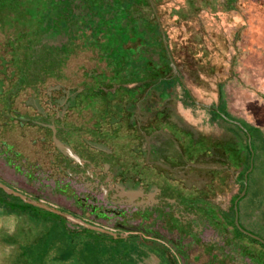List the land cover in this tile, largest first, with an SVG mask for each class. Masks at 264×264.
<instances>
[{
    "label": "flooded vegetation",
    "instance_id": "obj_1",
    "mask_svg": "<svg viewBox=\"0 0 264 264\" xmlns=\"http://www.w3.org/2000/svg\"><path fill=\"white\" fill-rule=\"evenodd\" d=\"M193 1L0 0L3 6L0 11V33H12L3 43L9 45L13 41L17 44V49H20L16 54L18 62L27 67L25 71L20 70L22 81L8 99V114L13 116L7 124L10 125L9 130L15 126L20 128L21 137L32 132L30 144L37 143L42 148L49 145L52 148L44 149L46 154H50L49 174L58 173L67 179L58 190L65 204H58L57 207L88 222L99 219L96 224L101 226L103 222L111 221L112 229L118 236L121 232L127 233L117 238L135 241L132 234L139 238L147 234L143 226L148 214L152 215L151 221L162 218L161 209L165 200L158 199L151 205H132L126 196L120 195L116 184L137 188L144 193L132 202L140 198L145 200L154 189H157L155 195L170 189L168 185L158 182L161 176L156 174L159 172L150 170L151 165L155 164L148 158L140 128L149 119L161 124L169 123L178 129L182 125L171 108L162 103L163 98L155 108L149 103V89L144 83L147 64L137 70L107 61L108 53L115 48L137 46L143 42L140 37L135 41H121L118 28L111 23L124 22L128 17L138 20V24L143 26L147 21L157 23V38L163 49L166 44L160 18L162 15H178L181 2L189 7ZM229 2L224 0L223 4ZM119 14H122L120 18ZM127 30L131 37L132 28ZM140 57L145 61L149 59L145 52ZM74 59L78 60V64L72 66L69 63ZM86 62L91 64L84 70ZM134 79L140 84L137 87L129 86ZM43 85L45 88L42 90ZM24 89L30 90L28 99L21 103L20 109L15 108V97ZM136 106L141 117H133L132 121L131 115L137 113H133ZM151 109L155 111L149 116ZM144 116H147L145 121ZM13 122H17V125ZM47 125L54 126V136L66 142L83 160L75 162L60 154L52 143V132ZM190 135L196 139V159L202 160L207 155L209 159L225 163L228 167L235 164V169L238 168L237 172L234 170L231 173L236 190L226 206L221 207L198 196L192 199L193 206L199 210L196 218L204 222L230 223L233 242L238 237L257 240L255 236L264 240V236L249 231L238 214L240 202L247 200L248 194L258 187L257 182L251 181L254 164L252 162L248 170L247 153L241 147L244 140L237 135H234V143L225 139L217 141L212 137L198 138L191 130ZM142 178L149 181L146 183ZM56 181L57 178L53 183ZM73 184L80 187L82 196L71 197L69 190L74 191ZM187 202L191 200L183 199L184 204ZM234 213L245 232L235 231L232 224ZM84 214L86 217H83ZM116 224L143 227L145 231H125L115 228Z\"/></svg>",
    "mask_w": 264,
    "mask_h": 264
},
{
    "label": "crops",
    "instance_id": "obj_2",
    "mask_svg": "<svg viewBox=\"0 0 264 264\" xmlns=\"http://www.w3.org/2000/svg\"><path fill=\"white\" fill-rule=\"evenodd\" d=\"M239 1L230 0L223 4L224 0H220L216 6L215 0H210L202 11L199 7L190 14L188 9L194 8L195 2L189 7L181 2L178 15H162L160 18L166 47L145 48V56L149 58L143 62L148 70L144 81L149 89L148 101L155 108L161 99L159 92H164L162 103L171 108L182 127L178 129L169 123L149 119L140 128L148 158L155 164L150 170L159 172L156 174L161 176L158 182L170 189L158 195L154 189L145 200L140 198L132 202L141 196L140 191L127 185H115L120 195L126 196L132 205H151L158 199L165 200L162 218L151 221L152 215L148 214L143 226L147 234L140 238L132 234L135 241L124 239L131 247L118 252L117 260H123L121 264H264V240L238 237L233 242L230 223L200 221L195 215L199 210L192 204V199L198 196L221 207L226 206L236 190L231 173L237 172L238 168L235 169V164L228 167L207 155L202 160L196 159V139L191 138L190 130L198 138L212 137L234 143V135H237L245 141L242 131L220 115L216 118L224 123V130L216 132L192 126L194 116L202 117L206 109L210 117H214L213 112L219 109L218 114L257 130L264 146V15L261 13L264 0L244 8L239 12L243 18L236 21L238 14L231 13L230 8L235 9ZM209 6L217 10L213 16L208 13ZM224 6L228 11H223ZM165 50L167 63L161 60ZM139 84L134 79L129 86ZM153 109L149 116L155 111ZM133 113L132 121L133 117L140 116L139 107L136 106ZM143 119L145 121L147 116ZM256 139L254 144L258 143ZM35 172L31 164L20 171L30 178ZM58 175H54L57 181L52 185L59 190L67 179H59ZM142 181L147 183L149 179L142 178ZM260 184L261 191L256 188L255 192L248 194L247 200L240 202L238 214L249 231L264 236V175ZM73 186L74 191L69 190L71 197L82 196L80 187ZM14 189L31 197L21 189ZM183 199L191 202L184 204ZM92 221L97 223L100 220ZM102 226L112 228L111 221L103 222ZM126 235V232L120 233V236Z\"/></svg>",
    "mask_w": 264,
    "mask_h": 264
},
{
    "label": "rangeland",
    "instance_id": "obj_3",
    "mask_svg": "<svg viewBox=\"0 0 264 264\" xmlns=\"http://www.w3.org/2000/svg\"><path fill=\"white\" fill-rule=\"evenodd\" d=\"M207 1L210 2V0H194V8H189L188 13L190 14L195 12L199 7L202 11V9L206 7L205 4L207 3ZM219 1L220 0H215L217 4L216 6H218ZM254 3H258V0H240L238 4L235 3L236 8L233 9V7L230 8V10L231 13L235 12L238 14L236 17V21H238L239 18H243L239 14V12H242L244 8L246 9L247 6L249 7L251 6V4ZM223 11H228V9L224 6ZM214 12L217 13V10H214L211 6H209L208 13L210 14V16H213ZM218 13L220 12L218 11ZM261 13H263L264 15V10H261ZM121 15L122 14H119L118 18H120ZM124 22L126 23V25ZM124 22H120L119 20L117 22L113 21L111 23L112 26L118 28L120 32L121 41H135L140 37L143 39V42L137 46L134 45L126 48H115L113 52L108 53L107 61L111 64H125L128 67H134L135 69L140 70L142 66H145V64H143L145 60L140 57L141 53H144L145 48L151 46L157 48L161 46L160 40L157 38V23L153 21H147L144 23L143 26L138 24V20H132L129 17L126 18ZM242 24L244 25V21H242ZM130 27L132 28L131 37L128 34L127 30ZM11 34L12 33L10 32L6 33V35L0 33V181L4 182L9 186H12L13 188L21 189L25 191L28 195H31V197H36L44 201L45 203H50L53 206H57L58 204L64 205L65 202L62 200V196L58 195V189L54 188L52 185L54 175L49 174L50 164L48 162V159L50 157V154H46L45 150H52V148L49 145H46L45 148H42V146L37 143L30 144V137L33 136L32 132H28L26 136L21 137V134L19 133L20 128L15 126L14 129L9 130L10 125H7L13 118V116L8 114V99L10 95L14 92V90L17 88V84L22 81L20 70L25 71L27 68L26 64H19L18 62V57L16 54L20 52V49H17V44L15 45L13 41H11L12 43H10L9 45L3 43L5 40L8 39V35ZM169 38L167 40H169ZM161 41L163 44L162 39ZM10 45H12L11 50L9 48ZM166 57L167 54L165 50V56H161V60L165 63H167ZM69 64L75 66L76 64H78V60L74 59ZM84 64H86L83 67V69L85 70L86 68H89V64L91 63L86 62ZM135 64H137L138 66ZM44 88L45 85L42 86V90ZM29 93V89H24L18 92L14 102V106H16L15 108L20 109L21 103L24 100L28 99ZM159 93L160 97L164 98L165 93ZM1 106L3 107L1 108ZM209 114L210 112L205 109L203 111L202 117L194 116L191 121L192 126H196V128H199L201 130H207L208 132L224 130L222 128L224 123L219 121L217 118H214L212 116L210 117ZM219 115L221 116L220 113ZM221 117L226 120V117L224 115ZM13 123L17 125V122ZM239 124L241 125L240 127L237 124L232 125L235 126L237 129H240L246 139L244 143H241V147L247 153V165L252 162L254 164L252 170V180L254 182H257V188H259V191H261L260 182L261 178L264 175V146L263 143L260 141H258L257 144H254V141L252 140L250 143V134L253 138L256 133L254 134L252 128L249 125L246 126L244 122L240 121ZM247 135L249 136V140L247 139ZM39 151H41V153ZM22 163L25 166L27 164H31L32 167L36 170L32 178L25 177L24 174L20 173L21 170L25 169V166ZM58 178L61 179L62 175L59 174ZM242 220L244 221L245 219L242 218ZM12 224L13 220L10 217H5L0 213L1 226L11 229ZM65 224L69 228H74V225L67 221L65 222ZM232 224L234 226L235 231L239 233L243 232V225L241 224L239 219H236L235 213ZM108 237L110 239H108ZM128 244V242L125 243V241H120V239L113 238L106 234L98 233L88 229L85 230L83 238L79 240V246L81 247V249H84L87 253L91 255H100L112 251L124 252L127 251V247H131V245L128 246Z\"/></svg>",
    "mask_w": 264,
    "mask_h": 264
},
{
    "label": "trees",
    "instance_id": "obj_4",
    "mask_svg": "<svg viewBox=\"0 0 264 264\" xmlns=\"http://www.w3.org/2000/svg\"><path fill=\"white\" fill-rule=\"evenodd\" d=\"M2 7L0 5V11ZM218 112L221 110L218 109ZM218 112H213L215 118L219 117ZM252 131L256 134L253 138L250 134V143L255 137L260 141L258 131L253 128ZM0 213L13 220L11 229L0 225V264H121L123 262L117 260L116 251L111 250L112 252L100 255L87 253L79 246V240L83 238L87 229L75 225L74 228H69L63 217L25 203L2 189H0Z\"/></svg>",
    "mask_w": 264,
    "mask_h": 264
},
{
    "label": "water",
    "instance_id": "obj_5",
    "mask_svg": "<svg viewBox=\"0 0 264 264\" xmlns=\"http://www.w3.org/2000/svg\"><path fill=\"white\" fill-rule=\"evenodd\" d=\"M221 116H223V115L221 114ZM226 120L231 121L234 124H237L239 127L241 126L235 120H231L229 118H226ZM47 126L50 127L51 132H52V135H51L52 143H53L54 147L56 148V150L60 154H62L63 156H65L68 159H71V160H73L75 162H80V161L83 160L80 157H78V155L74 151H72V149L70 148V146L66 142L61 141L60 139H58L57 137L54 136V131H55L54 126H52V125H47ZM247 139L249 140V136L248 135H247ZM250 168H251V163L249 165L248 170ZM0 189H2L7 194H10V195L18 197L19 199H21L25 203L31 204V205L36 206L38 208H41L43 210H46V211L52 212L54 214H57V215L63 217L67 222H69V223H71V224H73L75 226H79V227H82V228H85V229H88V230H92V231H95V232H98V233H103V234H106V235L111 236L113 238L120 237V236H118L117 232L114 229H112V228H107V227L98 225V224L93 223V222H88V221H86V220H84L82 218L73 216L72 214H70L68 212H65V211H62L59 208H57V207H55V206H53L51 204L45 203L44 201H42V200H40V199H38L36 197L27 196L24 193H22V192H20V191H18L16 189L10 187L9 185L5 184L2 181H0ZM138 190L140 191L141 195L144 194V193H142V191L140 189H138ZM138 197H139V195H138ZM234 209H235V206H234ZM115 228H120V229H123L125 231H137V230H139L141 232L145 231L143 227H137V226H134V225H126V224H116ZM243 232H245V231L243 230ZM121 237H124V236H121ZM258 240L262 241L259 238H258Z\"/></svg>",
    "mask_w": 264,
    "mask_h": 264
}]
</instances>
